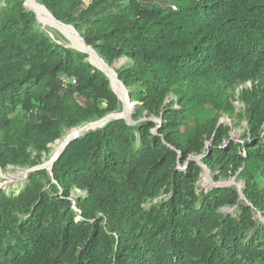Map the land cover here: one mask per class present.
<instances>
[{
	"label": "trees",
	"instance_id": "1",
	"mask_svg": "<svg viewBox=\"0 0 264 264\" xmlns=\"http://www.w3.org/2000/svg\"><path fill=\"white\" fill-rule=\"evenodd\" d=\"M36 2L105 63L130 61L114 74L134 123L110 120L18 192L0 191V264H264L260 114L243 146H198L212 172L243 168L248 205L232 186L200 188L202 167L186 164L199 128L216 123L220 89L264 76V0ZM87 58L52 39L25 0H0V168H35L65 128L120 108L112 80ZM170 95L178 107L163 108ZM145 111L164 121H141ZM74 189L85 194L71 199Z\"/></svg>",
	"mask_w": 264,
	"mask_h": 264
},
{
	"label": "rangeland",
	"instance_id": "2",
	"mask_svg": "<svg viewBox=\"0 0 264 264\" xmlns=\"http://www.w3.org/2000/svg\"><path fill=\"white\" fill-rule=\"evenodd\" d=\"M84 1L87 5L90 2V0ZM34 2L36 6L39 7L36 0H34ZM25 5L30 11H34L36 13L42 29L46 31L52 39H54L57 43L63 45L64 47L74 50L77 53L88 55L87 60L92 62L97 69L103 71L106 74L107 71L91 59L87 50L89 49L88 45L73 26L61 24L73 29L80 36L81 43H77L75 40L70 38L67 32H65L62 28L55 25L54 23H45L40 18L36 10L28 5V0H25ZM44 15L48 16L51 19H54L48 14ZM95 55L103 61L100 55H98L97 53ZM103 63L105 62L103 61ZM105 64L114 72L122 67L131 65L130 61L125 57L117 60L113 64ZM107 74L112 80L116 93L120 95L121 99L123 100V104L120 106V108L98 121L87 122L72 129L65 128L62 137L54 144L51 153L49 155L45 154L41 160V163L37 167L32 169L15 166L0 168V191H5L7 194H14L18 192L24 185L31 172L38 170L50 171L52 168V166L50 165L52 164V161L56 155V150L60 148V142H63L73 131L81 130L82 133L77 135L76 138L81 137L89 131L101 128L104 124H106L110 120L116 119L117 117L125 118L134 123L131 119V114L134 111L135 103L130 100L124 85L121 83L120 85L116 82L115 79H112L108 72ZM220 94L222 99L220 104L218 105L217 110L214 113L216 123H206L199 128L195 149H193V151L189 155L188 159L186 160V164H189L190 162L197 163L202 167L201 180L198 183L200 188L204 189L205 191H209L218 186H232L239 194V200L242 203L248 205L247 199L245 198L243 193L246 185V181L242 173L243 168H239L236 171L230 170L227 174H223L219 171L212 172L208 167L203 165L201 159L204 150L211 149L213 146H215L217 139H220L222 141L221 147H226L231 142H236L238 145L243 146L248 141H251L254 137V134L252 132L253 126L251 123V114L253 110H255L261 116V130L264 133V76L257 81L236 85L234 87L221 88ZM175 102V96L170 95L165 99L163 108L173 105L178 107ZM206 107L212 108V105H207ZM19 114L20 116H23L24 112L20 111ZM140 120H150L155 124H161L164 121L162 117L158 116V114L150 113L148 111L143 112ZM200 145H202L205 149L203 150L202 148V150H200V148L198 147ZM256 181H258L261 185H264V179H261L258 175L256 177ZM84 194L85 193L83 191L74 189L71 199H75L77 195ZM161 199L162 197L157 201H160ZM222 212L225 214L236 216L239 213V209L236 205H225L222 208ZM255 219H258L262 223H264L262 215L258 213L255 215Z\"/></svg>",
	"mask_w": 264,
	"mask_h": 264
},
{
	"label": "bare ground",
	"instance_id": "3",
	"mask_svg": "<svg viewBox=\"0 0 264 264\" xmlns=\"http://www.w3.org/2000/svg\"><path fill=\"white\" fill-rule=\"evenodd\" d=\"M28 5L31 6V8H33L34 10H36V12L38 13V15L40 16V18L47 24L50 23H54L55 25L59 26L60 28H62L65 32H67L68 36L70 38H72L73 40H75L77 43H81L80 40V36L70 27H66L61 25V23L59 24V22H57L55 19H51L48 16H45L44 13L39 9V7L36 6L34 0H28ZM48 26V25H47ZM55 27V26H54ZM89 52V55L91 57V59L98 65H100L104 70H106L112 79H115L117 83L120 84L117 76L114 74V71L111 70L105 63H103L102 60H100V58H98L93 51L89 48L87 49ZM121 85V84H120ZM122 91V90H121ZM122 94V93H121ZM106 119V118H105ZM89 127V126H88ZM92 127V126H91ZM85 129V128H84ZM82 131L81 130H77V131H73L72 133H70L69 136H67V138L63 141L60 142V148L58 150H56V154H59L63 151V149L65 148V146L68 144V142L71 139H74V137H76L77 135L81 134ZM85 134V133H84ZM53 155V154H52ZM50 162V161H49ZM51 166V165H50Z\"/></svg>",
	"mask_w": 264,
	"mask_h": 264
},
{
	"label": "water",
	"instance_id": "4",
	"mask_svg": "<svg viewBox=\"0 0 264 264\" xmlns=\"http://www.w3.org/2000/svg\"><path fill=\"white\" fill-rule=\"evenodd\" d=\"M88 47H89V46H88ZM89 48H90V47H89ZM106 74H107V72H106ZM107 76H108V74H107ZM108 77H109V76H108ZM121 84H122V83H121ZM77 138H78V137H77ZM74 139H76V137H75ZM74 139H71V140L68 142V144H69L72 140H74ZM68 144H67V145H68ZM67 145H66V146H67ZM66 146H65V147H66ZM59 154H60V153H59ZM59 154H56V155H55V157H54V159H53V161H52L51 166L53 165L54 161H55L56 158L59 156Z\"/></svg>",
	"mask_w": 264,
	"mask_h": 264
},
{
	"label": "built area",
	"instance_id": "5",
	"mask_svg": "<svg viewBox=\"0 0 264 264\" xmlns=\"http://www.w3.org/2000/svg\"><path fill=\"white\" fill-rule=\"evenodd\" d=\"M175 8V7H174ZM176 9V8H175Z\"/></svg>",
	"mask_w": 264,
	"mask_h": 264
}]
</instances>
